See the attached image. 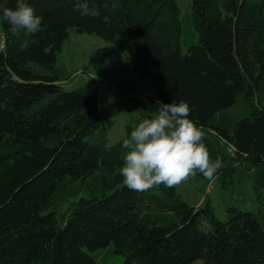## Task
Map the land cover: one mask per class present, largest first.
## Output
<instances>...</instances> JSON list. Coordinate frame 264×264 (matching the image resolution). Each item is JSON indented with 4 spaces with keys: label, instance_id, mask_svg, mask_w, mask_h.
I'll return each mask as SVG.
<instances>
[{
    "label": "trees",
    "instance_id": "obj_1",
    "mask_svg": "<svg viewBox=\"0 0 264 264\" xmlns=\"http://www.w3.org/2000/svg\"><path fill=\"white\" fill-rule=\"evenodd\" d=\"M27 2L41 31L1 18L0 264H96L91 251L111 243L121 264H264V0H191L193 27L177 0H87L88 13L77 0ZM72 28L127 49L154 80L137 100L141 117L188 101L222 161L211 178L196 175L228 189L241 162L254 171L256 207L228 204L221 218L208 195L192 203L176 185L129 188L119 169L132 127L110 143L98 91L60 82Z\"/></svg>",
    "mask_w": 264,
    "mask_h": 264
},
{
    "label": "rangeland",
    "instance_id": "obj_2",
    "mask_svg": "<svg viewBox=\"0 0 264 264\" xmlns=\"http://www.w3.org/2000/svg\"><path fill=\"white\" fill-rule=\"evenodd\" d=\"M190 1L177 0L183 24L193 27ZM3 38L0 18V48L3 46ZM57 63L62 74L60 82L67 88L82 85L98 91L102 107L114 120L108 132L110 143L126 136L128 126L133 129L143 119L152 118L139 115L137 100L155 89L154 80L141 75L134 68L127 49L117 47L95 34L78 32L72 28L58 54ZM254 175L253 170L236 162L234 183L228 189L222 188L217 178L209 181L196 174L190 175L176 186L182 196L192 203L204 202L207 195L211 197L217 215L223 218L228 204L256 207L252 187ZM91 253L96 258V264H121L123 261V256L113 250L112 243Z\"/></svg>",
    "mask_w": 264,
    "mask_h": 264
},
{
    "label": "clouds",
    "instance_id": "obj_3",
    "mask_svg": "<svg viewBox=\"0 0 264 264\" xmlns=\"http://www.w3.org/2000/svg\"><path fill=\"white\" fill-rule=\"evenodd\" d=\"M89 12L87 0L75 5ZM91 14H98L92 11ZM0 18L17 32L25 34L41 31V14L27 0H16L15 7L8 0H0ZM27 41H25V46ZM49 46L44 51L48 52ZM191 107L186 100L160 102L151 119H143L122 140L127 151L119 172L123 182L131 189L143 191L154 185L173 186L200 172L211 178L222 161L210 158L203 143L204 133L190 117Z\"/></svg>",
    "mask_w": 264,
    "mask_h": 264
},
{
    "label": "built area",
    "instance_id": "obj_4",
    "mask_svg": "<svg viewBox=\"0 0 264 264\" xmlns=\"http://www.w3.org/2000/svg\"><path fill=\"white\" fill-rule=\"evenodd\" d=\"M227 149L229 150V152H230L232 155L235 154V149H234V147H233L232 144H228ZM232 149H233V152H232Z\"/></svg>",
    "mask_w": 264,
    "mask_h": 264
}]
</instances>
